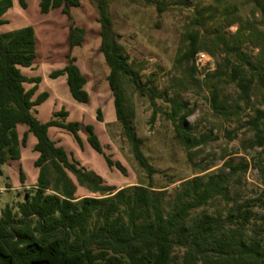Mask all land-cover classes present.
I'll list each match as a JSON object with an SVG mask.
<instances>
[{
    "label": "trees",
    "instance_id": "1",
    "mask_svg": "<svg viewBox=\"0 0 264 264\" xmlns=\"http://www.w3.org/2000/svg\"><path fill=\"white\" fill-rule=\"evenodd\" d=\"M247 1L258 8L264 26V0ZM90 2L98 15V51L109 70L107 84L113 98L114 116L134 160L149 181L118 189L104 186L98 176L80 167L50 139L49 129L59 128L68 132L80 149L79 132L83 130L87 144L106 167L122 171L104 152L92 125L67 121L69 114L62 109L54 111L45 122L36 118L34 109L49 94L43 91L35 96L41 78L27 77L21 72L31 68L37 58L34 29L23 26L14 31H0V169L8 161L20 159L29 136L35 139L32 151L37 158L33 167L38 169L34 191L24 194V201L17 204L16 212L9 206L1 212L0 264H264V188H256L253 197L234 203L223 217L207 213L192 216L193 211L215 197L229 200L227 181L237 172L253 168L264 177V63L261 58L251 59L240 50V31L232 39L216 36L219 45L234 59V63L226 60L229 69L226 74L238 89L239 99L248 104L252 90L260 92V107L253 110V116L245 123L252 136L245 140L247 145L243 147L245 152L255 154L249 161L237 164H233L232 158L227 159L223 163V168L228 170L225 175L204 174L182 181L168 199L166 190H154L150 179L154 169L142 153L143 140L135 134L133 114L124 105L119 78L126 77L134 91L149 101L151 121L159 111L156 99L167 106L166 117L188 159L191 155L185 120L193 110L178 99L157 92L150 79L142 81L117 43L108 1ZM18 3L25 8L24 0ZM12 6V0H0V27L6 23L3 16ZM71 8L82 10L81 0L38 1L41 14L59 10L70 17ZM255 36L260 50L264 49V32L258 31ZM189 40L181 60L195 74L193 58L201 48L197 34L190 35ZM203 50L211 56L215 54L208 48ZM76 63L67 56L62 69L50 78L65 77L71 99L87 104L89 95L85 86L90 78L80 73ZM28 84L32 86L26 89ZM227 108L213 90L211 109L226 118ZM97 119L101 121L99 111ZM20 127L22 133L18 131ZM67 173L79 186L97 196L75 197ZM19 176L23 184L24 177L21 173ZM175 249L181 251L180 258L174 254Z\"/></svg>",
    "mask_w": 264,
    "mask_h": 264
},
{
    "label": "rangeland",
    "instance_id": "2",
    "mask_svg": "<svg viewBox=\"0 0 264 264\" xmlns=\"http://www.w3.org/2000/svg\"><path fill=\"white\" fill-rule=\"evenodd\" d=\"M12 8L3 16L6 21L0 31H14L23 26L34 29L38 42L37 58L29 69H21L27 77H40L35 96L45 91L48 99L36 107V118L47 121L54 111L68 112L67 121L82 126L92 125L99 142L109 158L120 165L108 169L102 158L87 144L83 130L79 132L82 148H78L72 136L65 130L51 128L49 137L61 146L80 167L98 176L102 185L123 188L149 181L146 173L134 160L130 146L123 137L120 124L113 110V98L108 89V67L98 51V15L90 0H81L83 8L69 10L66 17L59 10L41 14L39 0H24L22 8L18 0H12ZM112 20V30L122 54L138 72L142 81L150 79L159 93L176 98L193 112L186 122L191 158L188 159L182 144L175 137L171 122L167 119L168 108L156 99L159 109L153 121L152 108L146 98L140 97L126 77H120V89L126 110L133 114L135 134L143 140L142 153L153 167L151 175L154 190H166L168 199L179 183L200 175H225L228 170L223 163L232 158L233 164L249 161L254 151L245 152L246 139L252 136L245 123L260 107V92L252 90L250 102L239 99V91L230 82L226 60L234 63L230 52L223 50L216 36L232 39L239 32L240 50L251 59L260 57L264 63V49L255 33L264 32L261 13L247 0H107ZM226 9V10H225ZM197 34L200 52L205 48L215 52L209 55L214 62L211 71L197 70L192 74L181 55L189 44V36ZM69 58L77 61L79 71L90 80L85 86L89 95L87 104H78L68 93L65 77L51 79L50 75L62 69ZM220 65V67H219ZM217 71V74H214ZM32 85H25L29 89ZM216 91L219 99L227 105L224 118L211 109V93ZM100 112L101 121L97 119ZM20 133L23 128H18ZM35 139L29 136L21 149V157L1 166L0 215L9 206L16 212L18 203L24 201L25 193L35 189L38 169L33 167L37 154L32 151ZM205 169L204 172H202ZM20 173L24 183L19 180ZM74 187V195L96 197L86 187L79 186L75 178L66 174ZM256 188H264V177L253 168L239 171L227 181L225 201L211 199L205 206L193 211L192 216L202 213L221 215L234 205L254 196ZM47 193H51L49 190ZM179 258L181 251L175 249Z\"/></svg>",
    "mask_w": 264,
    "mask_h": 264
},
{
    "label": "built area",
    "instance_id": "3",
    "mask_svg": "<svg viewBox=\"0 0 264 264\" xmlns=\"http://www.w3.org/2000/svg\"><path fill=\"white\" fill-rule=\"evenodd\" d=\"M193 64L197 70L211 71L214 69L212 58L204 52H197L194 55Z\"/></svg>",
    "mask_w": 264,
    "mask_h": 264
},
{
    "label": "crops",
    "instance_id": "4",
    "mask_svg": "<svg viewBox=\"0 0 264 264\" xmlns=\"http://www.w3.org/2000/svg\"><path fill=\"white\" fill-rule=\"evenodd\" d=\"M80 73H81V72H80ZM81 74H82V73H81ZM82 75H84V74H82ZM50 129H51V128H50ZM50 129H49V130H50ZM32 146H33V144H32Z\"/></svg>",
    "mask_w": 264,
    "mask_h": 264
}]
</instances>
